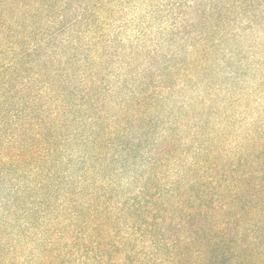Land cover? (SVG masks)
<instances>
[{"label": "trees", "instance_id": "16d2710c", "mask_svg": "<svg viewBox=\"0 0 264 264\" xmlns=\"http://www.w3.org/2000/svg\"><path fill=\"white\" fill-rule=\"evenodd\" d=\"M0 264H264V0H0Z\"/></svg>", "mask_w": 264, "mask_h": 264}]
</instances>
